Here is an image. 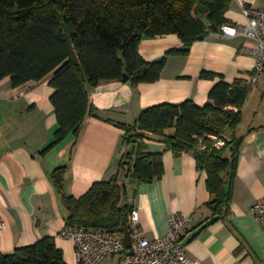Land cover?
Here are the masks:
<instances>
[{"label": "crops", "instance_id": "obj_1", "mask_svg": "<svg viewBox=\"0 0 264 264\" xmlns=\"http://www.w3.org/2000/svg\"><path fill=\"white\" fill-rule=\"evenodd\" d=\"M263 5L264 0H233L226 13L227 24L246 25L243 8ZM246 44L252 42L243 33L231 38L209 35L182 55L169 53L184 47L178 34L145 37L139 47L142 57L147 61L167 59L161 77L136 86L124 80L106 81L90 89L95 111L87 116L79 136L69 135L45 154L58 127L51 102L55 92L49 83L52 74L17 87L10 77L3 79L0 222L6 225L0 228V252L12 253L52 236L66 262L78 264L74 240L60 235L67 225V210L53 182V171L66 165L65 191L75 197L85 194L96 181L111 178L129 148L117 122L134 123L142 110L163 102L192 99L203 106L220 80L232 83L241 78L251 84L256 59L245 52ZM202 71L218 75L207 79L200 76ZM258 81L242 109L243 121L237 129L244 138L232 201L224 219L203 229L212 218L205 207L212 198L207 173L198 168L193 151L177 155L165 149L160 136L148 133L140 148L163 151V177L140 184L131 182L130 177L124 180L128 184L125 202L130 205L134 199L132 206L140 209L141 225L150 239L166 234L172 212L192 216L181 239L188 256L198 264H264V229L250 211L256 200L264 198V71Z\"/></svg>", "mask_w": 264, "mask_h": 264}, {"label": "trees", "instance_id": "obj_2", "mask_svg": "<svg viewBox=\"0 0 264 264\" xmlns=\"http://www.w3.org/2000/svg\"><path fill=\"white\" fill-rule=\"evenodd\" d=\"M232 1L0 0V82L10 77L17 87L52 74L51 102L58 127L45 154L69 135L79 136L87 116L95 111L90 89L102 82L122 81L126 74L134 86L161 77L167 59L145 60L139 51L145 37L178 34L184 47L169 53L187 55L194 42L229 22L226 13ZM217 75L200 74L207 79ZM250 92L251 84L245 79L220 80L203 106L192 99L163 102L142 110L134 123L117 122L129 148L111 178L96 181L75 197L65 191L66 165L52 173L67 210V226L113 232L124 216L128 218L134 207L125 202V178L140 184L161 179L165 173L163 151L140 148L148 133L160 136L165 149L177 155L193 151L198 168L206 171L212 198L205 207L212 218L203 229L224 219L244 138L237 129ZM213 136L225 140L224 145L217 147ZM0 264L68 263L54 237L46 236L12 253L0 252Z\"/></svg>", "mask_w": 264, "mask_h": 264}, {"label": "built area", "instance_id": "obj_3", "mask_svg": "<svg viewBox=\"0 0 264 264\" xmlns=\"http://www.w3.org/2000/svg\"><path fill=\"white\" fill-rule=\"evenodd\" d=\"M247 24H224L220 31L211 32L217 37H235L243 33L252 44H246L245 52L253 55L256 64L251 81H257L264 71V5L262 7L247 6L243 8ZM215 145H224L225 140L213 136ZM250 211L264 229V198L256 200ZM128 226L131 232V246L124 242L122 232L106 233L101 230H90L80 227L65 226L60 235L74 240L78 264H100L106 257L120 255L118 264H198L190 258L182 244V234L192 223V216L175 211L170 214L168 231L165 235L150 239L141 225L140 209L134 207L128 216ZM5 222H0V228Z\"/></svg>", "mask_w": 264, "mask_h": 264}, {"label": "water", "instance_id": "obj_4", "mask_svg": "<svg viewBox=\"0 0 264 264\" xmlns=\"http://www.w3.org/2000/svg\"><path fill=\"white\" fill-rule=\"evenodd\" d=\"M127 80H128V75L126 74L125 77H124V81H127ZM134 192L136 193L137 192V189H135ZM133 201H134V199L131 198V201H130V205L131 206L133 205ZM116 231H119V232H122L123 233V235H124V242H125V244L128 247H130L131 246V232H130V229H129V226H128L127 216H124L123 217L122 222H121L120 226L118 227V229ZM105 232L106 233H109L110 231L109 230H106Z\"/></svg>", "mask_w": 264, "mask_h": 264}, {"label": "rangeland", "instance_id": "obj_5", "mask_svg": "<svg viewBox=\"0 0 264 264\" xmlns=\"http://www.w3.org/2000/svg\"><path fill=\"white\" fill-rule=\"evenodd\" d=\"M255 72L260 74V75L263 73V71H261V72L255 71ZM260 75L258 76V80H259ZM252 76H253V74H252ZM252 76H251V78H252ZM258 80L256 82L253 81V80L252 81L250 80V82H251V90L254 88V85L259 82ZM119 259H120V255H117L116 257H108L105 260H103L100 264H118L117 262H118Z\"/></svg>", "mask_w": 264, "mask_h": 264}]
</instances>
